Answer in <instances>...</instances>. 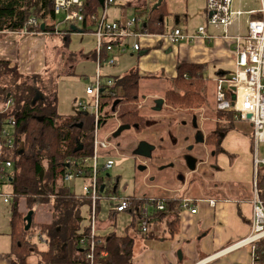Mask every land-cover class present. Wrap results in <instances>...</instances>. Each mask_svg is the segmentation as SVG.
<instances>
[{
    "label": "crops",
    "instance_id": "obj_1",
    "mask_svg": "<svg viewBox=\"0 0 264 264\" xmlns=\"http://www.w3.org/2000/svg\"><path fill=\"white\" fill-rule=\"evenodd\" d=\"M51 3V0H0V16L21 20L34 16L39 22V31L35 33L26 31L25 28L19 31H0V59L10 61L12 65L18 68L19 73L22 75H38L40 77L41 74L48 71L52 63L53 66L56 64L63 53H67V57L69 55H77L76 60L65 62L66 68L69 71H72L76 67V64L82 60L89 61L96 58L93 50L87 53L88 51L84 47L74 52L70 48L69 42L72 34H81L83 32L78 28L80 26L76 24L77 21L67 22L70 26L66 30L63 29L61 25L66 22L60 23L58 21L57 16L59 14L54 13ZM128 3L125 5H128ZM114 4H116V0ZM122 4L121 7L124 6V3ZM136 5V7H140L142 4L138 2ZM121 7L120 9H122ZM163 13V21H165L167 28V22L171 16L167 6L164 8ZM140 17L143 20L146 18ZM127 19L129 18L125 15L123 19L121 17L114 21L124 22ZM177 21L179 22L180 19L177 18ZM42 24H45L44 28L41 27ZM206 25L208 34L217 35L215 28H213L215 26ZM234 27L238 31L237 26L234 25ZM175 28L181 29L176 26L171 30ZM171 30L167 28V32ZM181 30L186 34L196 33ZM223 34L221 38L213 41L198 38L193 42L183 41L181 43L169 42L161 37L162 34H150V36H144L140 39L131 37L130 41H125L127 43L125 49L123 50L119 46H116L113 55H123L128 53L127 51L139 52L136 66L128 73L138 71L141 76L140 82L142 79L153 77L156 80L163 81L167 85V89L171 84V80L177 76L178 61L183 60L189 63L206 65L205 73L209 68H214V80L218 85V79L231 77L235 72L230 73V68L236 67V53L232 48V42L225 41ZM81 35L85 36L86 34ZM93 36L96 40L94 34ZM55 38L64 39V41H56ZM131 42L132 44L138 42L141 45V49L139 51L133 50L130 47ZM50 55H53L52 62L49 61ZM103 58H105L104 55ZM126 74L119 76H125ZM104 80L107 79L105 78ZM141 85H143V82ZM217 85L216 106L215 111L212 112L215 118L211 120L203 113H199L200 109H203V106L193 111L170 108L165 103L164 94L148 93L147 97L157 99L155 105L151 108L148 107L146 112H143L145 110L144 104L146 103V98L140 101L141 113L146 116L147 124L139 132L147 134L151 130L152 126H149L148 123V119L151 117H157L159 122L164 118H172L177 120L176 132L178 136H169L170 143H173L176 137L180 141L182 140L183 143L180 142V145L170 148L165 133L169 128L166 122L160 123L159 129L161 134H155L156 137L152 139H148L147 137L144 139L143 136L140 140L127 137V141H123L125 142V146L132 143L129 153L127 152L126 154L133 155L136 160L141 162L139 169L145 172L144 178L151 177L152 174H156V177L162 178H155V182L151 180V183L147 184L149 195H136L135 197L139 199L138 203L141 204L147 203L149 198L161 201L164 198H178L181 206L177 213L168 212L161 220L150 216L147 232L140 230V216L137 213L135 205L130 206L125 211L118 212L114 210V204L108 210L106 220L99 218L98 236L100 238L108 237L111 234L134 238L132 264L255 263L254 251L251 245L227 251L229 246L239 242L251 233L252 200L255 192L257 168L254 163L256 153L251 134L248 137L245 132L240 131L238 128L223 131V133L219 134L221 141L218 148L207 141L208 135L214 131L217 132L221 122H226L225 118H220L217 115V111L225 110L233 112L229 107H224L219 103L217 99ZM160 99L164 100L163 103H159ZM167 109L172 110L175 114L169 112ZM116 123H119V129L122 126L121 122L118 120ZM104 124H107V120H104L101 126ZM129 128L134 127H127L125 129ZM136 131L138 130L136 129ZM115 132L117 131L114 130L109 134L111 135ZM197 135L199 138H196ZM128 138L131 140H128ZM142 141L153 146V150L149 156L134 154L139 145L138 143ZM112 148L115 149L114 144ZM199 152H202V156L198 154ZM173 157L184 158L186 164L184 163L183 168L175 172L176 179L171 182V178L168 180V168L176 164ZM207 173L208 177L211 174L212 177L208 186L204 187L207 191L201 192L194 176L201 174L200 176L207 177ZM211 184L213 189H211ZM108 185V182H103L102 186L104 188L101 190V193H106L105 190L108 188ZM114 187L116 189V185ZM151 190L152 194L150 193ZM122 196L131 197L128 195ZM143 199H145V202L141 201ZM186 200L189 201V207L184 206ZM138 203L135 204L137 205ZM99 206L98 217L102 211L101 203ZM156 209L155 207H149L148 216L155 213ZM192 209H196V212L193 213ZM123 214H126V216H123ZM118 217L123 218V220H120L122 232H119L116 228H111V226L118 224ZM175 219L177 220L178 229L174 232L171 229V222ZM134 221H136L135 225L133 224ZM40 236L45 240L43 235L40 234ZM138 248L139 251H136ZM46 249L47 244L42 250ZM10 252L11 227L5 230L0 229V264L12 263Z\"/></svg>",
    "mask_w": 264,
    "mask_h": 264
},
{
    "label": "trees",
    "instance_id": "obj_2",
    "mask_svg": "<svg viewBox=\"0 0 264 264\" xmlns=\"http://www.w3.org/2000/svg\"><path fill=\"white\" fill-rule=\"evenodd\" d=\"M83 1L85 20L80 22L78 28L81 32H93L96 22L92 20V15H100L101 4L98 0ZM165 7L163 1L160 7L152 9L144 19L141 29L150 34L166 33L167 28L163 21ZM252 17L258 18L260 14H253ZM27 19L0 16V31L22 30ZM205 69L204 64L178 61L177 76L171 80L164 93L166 105L188 111L204 106V91L208 80ZM114 78L115 84L103 90L100 96L99 126L108 117L116 116L121 125H129L138 131L144 129L147 118L142 115L140 109L141 76L138 71H133ZM27 79H33L34 82ZM7 95H12L16 100L14 112L17 117V145L10 155L14 159L12 187L15 193L11 203L13 216L10 220L11 264H28L29 257L34 252L39 253L37 245L31 240L35 230L44 236L47 244V249L40 252V264H89L85 260V247L81 246L80 240L89 234L91 199L73 192L64 175L69 169L73 170L77 162L93 156L95 115H85L84 112L60 114L57 110V97L49 92L41 77H25L10 61L0 59V96L6 98ZM49 97L54 98L52 102L46 101ZM102 98L105 103L101 102ZM118 99L120 101L113 111V103ZM105 105L110 106L111 113L103 112ZM217 115L225 118L226 122H221L218 131L210 133L207 137L208 143L216 148L221 141L219 134L234 129L237 120L231 111L218 110ZM78 147L81 149H77ZM86 177L77 179L84 181ZM100 179L103 184L110 176L104 177L103 181ZM256 183L259 196L264 201V166L258 167ZM107 189L105 192L113 193L112 188ZM129 198L133 205L138 203V198ZM20 200L25 201L26 209L21 210ZM141 201L145 202V199ZM162 201L164 208L156 209L155 213L148 216V220L151 217L161 220L168 212L177 213L180 210L178 198H164ZM98 203L100 205V201ZM36 205L49 206L51 219L47 222H36L34 212L33 225L27 230L24 218ZM85 209L88 211V225L84 224L87 220ZM133 224L135 225L136 221ZM171 229L174 232L178 229L176 219L171 222ZM97 240L95 264H132L134 238L111 234L108 237H97ZM254 262L264 264V238L257 242Z\"/></svg>",
    "mask_w": 264,
    "mask_h": 264
},
{
    "label": "built area",
    "instance_id": "obj_3",
    "mask_svg": "<svg viewBox=\"0 0 264 264\" xmlns=\"http://www.w3.org/2000/svg\"><path fill=\"white\" fill-rule=\"evenodd\" d=\"M241 1L247 0H206L207 24L223 27V37L234 41L236 44L234 49L236 53V71L229 78L218 79L217 99L222 106L229 107L238 120L249 121L253 126L252 136L256 153L254 163L258 170L259 166H264V156H259L261 145H264V0H254L260 4V8L247 11L234 8V2ZM114 3L115 0H105L104 12L99 16L92 15V20L96 22V28L92 33L96 37L95 59L97 72L94 82L87 87L86 93L93 98V103H88L86 100L79 101V107L84 113L92 110L95 115L94 153L92 157L77 162L76 167L73 170L69 169L64 175L67 182L87 176L82 186V192L83 195L91 199L90 228L89 234L81 238L80 244L85 247L83 252L85 253V260L89 264H95V249L98 242L97 237L99 238L98 215L100 206L98 202L102 199V184L99 175L100 171H105L114 164L113 160H107L102 168L98 166V150L113 147L109 140L110 134L103 138L99 136L100 96L103 90L115 84L112 79H103L101 73L102 62L106 61L113 64L114 59L111 58L110 53L115 50L116 46L124 50L127 44L125 41L131 37L140 39L144 36H150V33L141 29L144 20L140 16H133L124 22H109L107 8ZM52 4L55 14L65 11L64 20L66 22H82L85 20L83 0H52ZM256 13H259L260 17L253 18L252 15ZM244 14L250 16L246 32H242L239 28V17ZM231 25L237 26L238 33L236 35L229 34L228 28ZM24 28L26 31L35 33L39 31V22L34 16H29ZM161 37L172 43H181L183 41L193 42L198 38L212 40L217 38L218 35L208 34L207 25H205L199 27L196 33L186 34L181 29L175 28L162 34ZM132 49L139 51L141 45L135 42ZM103 55L105 58H103ZM15 106L16 100L12 95H7L6 98L0 96V199L5 204L10 205L15 198L12 187L14 159L9 155L11 151L16 149L17 145ZM5 186H9L10 190H7ZM114 198L117 200L114 210L118 212L125 211L133 205L129 197L119 196ZM252 203L251 233L239 242L229 246L227 251L251 245L255 252L257 242L264 238V201L259 196L257 183H255ZM184 206L189 207L188 200L184 202ZM149 207L162 210L164 203L161 200L149 198L147 203L136 205L137 213L140 215L139 227L143 232L148 230ZM192 212H196V209H192ZM39 239L44 240L42 236ZM102 254L105 255L106 253Z\"/></svg>",
    "mask_w": 264,
    "mask_h": 264
},
{
    "label": "rangeland",
    "instance_id": "obj_4",
    "mask_svg": "<svg viewBox=\"0 0 264 264\" xmlns=\"http://www.w3.org/2000/svg\"><path fill=\"white\" fill-rule=\"evenodd\" d=\"M159 0H116V4H111L108 8V21L112 22L116 19H119L123 16H127V18H131L133 16H143L144 18L147 17L149 12L154 9V6L158 3ZM165 4L168 8V11L170 12L171 16L168 20L167 28L171 30L172 28L178 26L184 31L188 32H196L199 27L207 24V14H206V0H164ZM128 5H125L127 4ZM140 2L142 5L140 7H136L137 3ZM124 3V8L121 7ZM130 4V5H129ZM134 4V5H133ZM120 5V6H119ZM136 5V6H135ZM126 6V7H125ZM120 7L122 9H120ZM234 8L235 9H241L243 11H247L250 9H256L258 10L260 8V4L254 0H247V1H241V2H234ZM104 12V7L100 6L99 13L102 14ZM65 11H62L61 14L57 16L58 21L60 23H65ZM177 18L180 19V21H177ZM250 19V16L247 14L242 15L239 17V28L242 32H246L247 29V23ZM176 22H178L176 24ZM77 25L80 26V23L76 22ZM70 25L67 24V22L61 27L63 29H67ZM213 27V26H211ZM216 30V33L218 35L217 38L212 39L210 41L216 40L221 38L223 34V28L222 27H213ZM228 32L231 35H236L238 32L236 31V27L231 25L228 28ZM81 34H86L85 36ZM81 34H72L71 40L69 42L70 48L75 52L77 50H81L82 48H86L88 51L87 53H90L92 50L95 52L96 50V40L92 34V32H83ZM223 39V38H222ZM56 41H64V39H57ZM130 41V39H128ZM225 41L232 42V48L235 49L236 44L234 41L224 39ZM133 42V41H132ZM132 42L130 43V47H132ZM187 42V41H186ZM131 49V48H129ZM115 51V50H114ZM112 51L110 53L111 58H113L114 62L113 64H110L106 61L102 62V76H104L103 79H112L113 81H116V76L123 75L128 73L133 67L136 66V62L138 60L139 52H132L127 51L128 53L123 55H113ZM70 57V58H68ZM67 53L61 54L59 57V60L56 62V64L53 66V63L51 64V67L48 68V71L44 74H41V78L45 82L49 92L53 96L57 97L58 100V112L62 115H71V114H80L83 113V110L79 107V101L80 100H86L88 103H93V98L91 96H88L86 94V89L88 86L92 85V82H94L96 72H97V62L95 59L92 60H82L76 64V67L69 71V69L66 68V61L76 60L77 55L74 54L73 56H68ZM53 55H50L49 61L52 62ZM70 59V60H69ZM236 66V64H235ZM236 70V67L230 68V73H234ZM207 83H206V89H205V95H206V103L203 106V109H200L201 111L199 113H203L204 115L208 116L211 119H214L212 112L215 111L216 106V81L214 80L215 77V70L214 68H209L207 71ZM27 77V75H24ZM32 77V76H29ZM29 82H34L33 79H27ZM143 82V85H141ZM140 89H139V98L140 101L144 100L146 98V103L144 104L145 110L143 112H146V109L148 107H152L155 105V101L157 98L153 97H147L148 93L153 92L157 93L159 95H163L164 91L167 87V85L163 81L156 80L153 77H148L145 79H142L140 82ZM46 90V88H45ZM46 92H48L46 90ZM53 97H49L46 99L47 102H52ZM101 102L105 103V99L102 98ZM169 112L175 114L172 110L167 109ZM103 112L105 113H111L110 106L105 105L103 107ZM113 112V111H112ZM83 114H93L92 110H88L86 113ZM107 124L102 125L99 127V134L101 138H103L104 135H107L114 130H118V124L116 123L117 117H108ZM159 119L157 117H151L148 119L149 126H152L151 130L146 133H141L139 131H136L134 128L125 129L121 134H117V132L111 134L109 136V140L114 144L115 149L112 147L108 149H102L100 148L98 150V166L99 168H102L107 162V160H113L114 165L105 170L100 171V178L106 177L107 175L110 176V179L106 180L109 185L108 189H113V194L110 192H106L102 194V199L100 200L102 211L100 212V219H107L108 217V210L117 203V200L114 197H118V195H128L131 197H135L136 195H149L147 192V184L152 182H155L156 174H152L151 177L148 176L144 178L145 172L141 171L139 169V166L141 165V162L139 160H136L134 156L129 153L131 149V144L125 146V142L127 141V137H131V139H137L140 140L143 136L144 139L146 137L148 139H152L156 137V135L161 134V131L159 129L160 123L166 122V124L169 126L166 133V138L168 140L170 148H173L175 145H180V142L183 143V141L176 137V140L173 141V143H170L169 136H176V126H177V120L172 118H164L163 120L158 121ZM155 127V128H153ZM240 131L245 132L248 137H250V134L252 135L254 129L253 126L249 121H243V120H236V127ZM157 129V133H156ZM113 130V131H112ZM237 130V129H236ZM235 130V131H236ZM159 131V132H158ZM237 132V131H236ZM104 134V135H103ZM156 134V135H155ZM178 136V135H177ZM136 137V138H135ZM128 138V140H131ZM177 143V144H176ZM139 144V143H138ZM130 146V147H129ZM13 153V151H11ZM11 152L9 155H11ZM260 157L264 156V145H261L260 148ZM176 164L174 166L168 168L169 174H168V180L171 178V182L176 179L175 172L177 170H180L183 168L184 163L186 164V160L184 158H175ZM104 172V173H103ZM156 173V171H154ZM201 174H198L194 176V179L198 183V187L201 189V192H205L204 187H207L210 178L212 177V174L210 177L200 176ZM161 178V177H159ZM158 178V179H159ZM162 179V178H161ZM209 179V180H208ZM101 180V179H100ZM81 181V183H80ZM83 181L81 179H74L71 182H67V185L71 187V190L75 192L77 195H82V185ZM118 184V188H117ZM116 185V189L115 186ZM197 187V188H198ZM7 190H10L9 186H5ZM211 189H213L211 184ZM152 194V190L150 191ZM19 207L21 210L26 209L25 201L20 200L19 201ZM50 207L46 205H36L33 208V211L35 212V221L36 222H47L51 219V212ZM84 215L87 216V220H85L84 224L88 225V211L85 209ZM13 216L12 207L10 204H5L0 199V229H10L11 223L10 220ZM123 216H126V214H123ZM120 220H123L122 217H118V224L116 226H111L112 229H117L119 232H122L121 230V224ZM33 225V224H32ZM39 231L35 230L33 231L32 235V242L37 245V248L39 250V253H33L29 257V263L28 264H39L41 260L40 252L41 250L46 246L45 240L39 239ZM139 235V234H137ZM136 251H139V248L136 249Z\"/></svg>",
    "mask_w": 264,
    "mask_h": 264
},
{
    "label": "water",
    "instance_id": "obj_5",
    "mask_svg": "<svg viewBox=\"0 0 264 264\" xmlns=\"http://www.w3.org/2000/svg\"><path fill=\"white\" fill-rule=\"evenodd\" d=\"M100 2V4L102 6H104L105 4V0H98ZM162 3V0H159L158 3L154 6V9L158 8V6ZM42 28L45 27V24H42L41 25ZM119 99L116 100L114 103H113V106H112V110L114 111L115 110V107L116 105L119 103ZM163 99H160L159 100V103H163ZM127 127H130L129 125L126 126V125H122L120 126V128L117 130V133H121L125 128ZM77 149H81V147H78ZM153 150V146L149 145L147 142L145 141H142L139 143L137 149L134 151V154H142V155H145V156H149L151 154V151ZM104 186L101 187V190H103ZM33 214H34V211L33 210H30L28 211V213L26 214L24 220L26 221V229H30L31 226H32V222H33Z\"/></svg>",
    "mask_w": 264,
    "mask_h": 264
},
{
    "label": "flooded vegetation",
    "instance_id": "obj_6",
    "mask_svg": "<svg viewBox=\"0 0 264 264\" xmlns=\"http://www.w3.org/2000/svg\"><path fill=\"white\" fill-rule=\"evenodd\" d=\"M196 138H199V136L197 135ZM207 141H208V139H207ZM198 154H199L200 156H202V152H199ZM200 158H202V157H200Z\"/></svg>",
    "mask_w": 264,
    "mask_h": 264
}]
</instances>
